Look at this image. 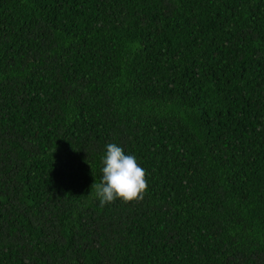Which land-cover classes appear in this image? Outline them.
<instances>
[{
	"label": "trees",
	"instance_id": "16d2710c",
	"mask_svg": "<svg viewBox=\"0 0 264 264\" xmlns=\"http://www.w3.org/2000/svg\"><path fill=\"white\" fill-rule=\"evenodd\" d=\"M0 264H264V0H0Z\"/></svg>",
	"mask_w": 264,
	"mask_h": 264
},
{
	"label": "clouds",
	"instance_id": "9594fccd",
	"mask_svg": "<svg viewBox=\"0 0 264 264\" xmlns=\"http://www.w3.org/2000/svg\"><path fill=\"white\" fill-rule=\"evenodd\" d=\"M102 162V179L91 186L101 206L117 199L125 203L143 200L148 188L146 171L134 155L125 154L116 143H109Z\"/></svg>",
	"mask_w": 264,
	"mask_h": 264
}]
</instances>
